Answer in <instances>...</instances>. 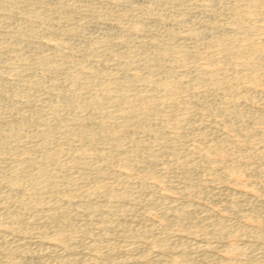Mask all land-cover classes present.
Listing matches in <instances>:
<instances>
[{
    "label": "rangeland",
    "instance_id": "rangeland-1",
    "mask_svg": "<svg viewBox=\"0 0 264 264\" xmlns=\"http://www.w3.org/2000/svg\"><path fill=\"white\" fill-rule=\"evenodd\" d=\"M256 1L0 0V264H264ZM244 32L249 66L218 47ZM100 121L113 149L78 136Z\"/></svg>",
    "mask_w": 264,
    "mask_h": 264
},
{
    "label": "bare ground",
    "instance_id": "bare-ground-1",
    "mask_svg": "<svg viewBox=\"0 0 264 264\" xmlns=\"http://www.w3.org/2000/svg\"><path fill=\"white\" fill-rule=\"evenodd\" d=\"M235 1H236V0H235ZM248 1H249V0H247V2H248ZM254 1H256V0H254ZM256 2H258V1H256ZM256 2H255V3H256ZM243 3H244V2H243ZM244 4H245V3H244ZM236 5H237V4H236ZM254 5H255V4H254ZM256 5H259V3L256 4ZM9 6H11V4H10ZM14 6H15V5H14ZM238 6H239V5H238ZM242 6H243V5H242ZM260 6H261V5H260ZM234 7H236V6H234ZM240 7H241V6H240ZM248 7H249V6H248ZM245 9H246V10H249L250 8H249V9L245 8ZM251 9H252V8H251ZM254 9H255V8H254ZM263 9H264V7H263ZM246 10H245V11H246ZM255 10H256V9H255ZM238 11H240V10H238ZM241 11H242V10H241ZM249 11H250V10H249ZM253 11H254V10H253ZM257 11H258V9H257ZM257 11H256V12H257ZM250 13H252V12H250ZM257 13H258V12H257ZM257 13H256L255 15H258V16H259V14H257ZM246 14H249V13H246ZM246 14H245V15H246ZM252 14H253V15H252ZM252 14H251V15L254 16V13H252ZM261 14H262V13H261ZM237 17H238V16H237ZM249 17H250V16H249ZM243 19H245V18H243ZM243 19H240V20H243ZM253 19H254V17H253ZM244 21H245V20H244ZM254 22H255V21H254ZM256 22H257V21H256ZM235 23H236V22H235ZM248 23H249V22H248ZM229 24H230V23H229ZM255 25H258V23H257V24L255 23ZM234 26H235V25H234ZM243 26H244V25H243ZM245 26H246V25H245ZM245 26H244V27H245ZM230 27H231V26H230ZM244 27H243V28H244ZM248 27H251V26L248 25ZM235 28H236V27H235ZM179 29H180V28H179ZM263 32H264V30H263ZM257 33H258V32H257ZM259 33H260V32H259ZM248 36H249V34L246 33V32H244V33H242L241 38L239 37V38L236 39L237 41H232V42H229L228 44H226V42H223V41H222L223 43L220 44V45H218V47L220 46L219 51L222 52L221 54H223V55H231V56H233V57H237L238 60L240 59L239 62H240V61H242V62H243V61L246 62V63H244L245 65H246L248 62H252V61L250 60V57H247L250 53H253V52H254V51H253L254 49H253V47H252L253 44L250 42V39H251V38L249 39ZM262 37H263V36H262ZM224 38H225V37H224ZM230 38H231V37H230ZM230 38H229V39H230ZM220 40H221V39H220ZM262 41H263V40H262ZM212 42H213V41H212ZM219 42H220V41H219ZM236 42H241V43H243V44H249L250 47H248V49H246V50H240L239 48H237V47L235 46V43H236ZM258 42H260V40H259ZM208 43H209V42H208ZM215 43H216V41H215ZM211 44L213 45L214 43H211ZM218 44H219V43H218ZM210 46H211V45H210ZM255 47H256V46H255ZM255 47H254V48H255ZM258 47H259V46H258ZM172 49H173V48H172ZM214 49H215V48H213V51H214ZM257 49H258V48H257ZM260 49H261L262 51H264V45H260ZM173 50H174V49H173ZM217 50H218V49H217ZM258 50H259V49H258ZM219 51H218V52H219ZM179 52H180V51H179ZM199 52H200V51H199ZM164 53H165V52H164ZM161 54H162V53H161ZM167 54H168V53H167ZM169 54H170V53H169ZM169 54H168V55H169ZM201 54H202V52H201ZM115 55H116V54H115ZM175 55H177V54H175ZM202 55H203V54H202ZM207 55H208V54H207ZM164 56H165V55H164ZM179 56H180V55H179ZM219 56H220V55H219ZM219 56H218V57H219ZM231 56H230V58H231ZM254 56H255V55H254ZM254 56H253V57H254ZM221 57H222V56H221ZM253 57H251V58L253 59ZM255 57H256V56H255ZM219 58H220V57H219ZM248 58H249V59H248ZM227 59H228V58H227ZM233 59H234V58H233ZM233 59H232V60H233ZM223 60H224V59H223ZM228 60H229V59H228ZM253 60H254V59H253ZM182 61H184V60H182ZM229 61H230V60H229ZM237 62H238V61H237ZM255 62H256V60L254 61V63H255ZM207 63H209V61H208ZM254 63H253V64H254ZM230 64H231V63H230ZM242 64H243V63H242ZM250 64H251L250 66H253L252 63H250ZM46 65H47V64H46ZM218 65H220V64H218ZM223 65H224V64H223ZM226 65H227V64H226ZM235 65H236V64H235ZM261 65H263V64H261ZM261 65H258L259 68H260ZM206 66H207V65H206ZM247 66H249V63H248ZM44 67H46V66L44 65ZM144 67H145V66H144ZM208 67H209V66H208ZM217 67H218V66H217ZM245 67H246V66H245ZM245 67H244V68H245ZM253 67H255V66H253ZM253 67H252V69H253ZM259 68H258V69H259ZM256 70H257V68H256ZM209 71H210V70H209ZM205 72H206V71H205ZM243 72H244V71H243ZM245 72H246V71H245ZM260 72H261V71H260ZM250 73H251V72H250ZM202 74H203V73H202ZM210 74H211V73H210ZM258 74H260V73H258ZM254 75H255V74H254ZM254 75H253V76H254ZM256 75H257V74H256ZM198 76H199V75H198ZM211 76H213V75H211ZM241 76H242V75H241ZM257 76H258V75H257ZM238 77H239V76H238ZM254 77H256V76H254ZM261 77H263V76L261 75ZM212 78H213V77H212ZM228 78H229V77H228ZM236 78H237V76H236ZM246 78H247V77H246ZM202 79H203V78H202ZM213 79H214V78H213ZM232 79H233V77H232ZM232 79H231V81H232ZM238 79H239V78H238ZM258 79H259V78H258ZM260 79H261V78H260ZM260 79H259V80H260ZM227 80H228V79H227ZM234 80H235V78H234ZM259 80H258V82H259ZM151 81H152V80H151ZM201 81H202V80H201ZM217 81H218V80H217ZM238 81H240V80H238ZM154 82L156 83L155 80H154ZM213 82H214V80H213ZM221 82H222V81H221ZM234 82H235V81H234ZM85 83H86V82H85ZM167 83H168V82H167ZM111 84H112V83H111ZM172 84H173V83H172ZM220 84H221V83H220ZM240 84H241V83H240ZM254 84H255V83H254ZM85 85H86V84H85ZM115 85H116V84H115ZM150 85H151V84H150ZM111 87H112V86H111ZM118 87H119V86H118ZM231 87H232V86H231ZM115 88H116V87H115ZM239 88H240V87H239ZM241 88H242V87H241ZM169 89H172V88H169ZM215 89H216V88H215ZM104 90H105V89H104ZM106 90H107V89H106ZM110 91H111V90H110ZM176 91H178V90H176ZM241 91H242V90H241ZM103 92H104V91H103ZM113 92H114V91H113ZM149 92H150V91H149ZM174 92H175V90H174ZM239 92H240V91H239ZM153 93H154V92H153ZM170 93H171V92H170ZM172 93H173V92H172ZM99 94H100V93H99ZM137 94H138V93H137ZM150 94H151V93H150ZM233 94H234V92H233ZM101 95H102V94H101ZM138 95H139V94H138ZM235 95H236V94H235ZM240 95H241V94H240ZM94 96H95V95H94ZM131 96H134V95H131ZM151 96H152V94H151ZM98 97H99V96H98ZM101 97H102V96H101ZM116 97H117V96H116ZM119 97H120V96H119ZM160 97H161V96H160ZM94 98H95V97H94ZM96 98H97V97H96ZM96 98H95V99H96ZM99 98H100V97H99ZM71 99H72V98H71ZM71 99H70V100H71ZM76 99H77V98H76ZM95 99H94V100H95ZM116 99L118 100L119 98H116ZM120 99H122V98L120 97ZM125 99H126V98H125ZM135 99H136V98H135ZM135 99H134V100H135ZM222 99H223V98H222ZM227 99H228V98H227ZM246 99H247V98H246ZM70 100H69V101H70ZM72 100H73V99H72ZM74 100H75V99H74ZM92 100H93V98H92ZM92 100H91V101H92ZM122 100H124V99H122ZM166 100H167V99H166ZM220 100H221V99H220ZM69 101H67V102H68L69 105H71V104L69 103ZM83 101H84V100H83ZM86 101H87V100H86ZM89 101H90V100H89ZM91 101H90V106H89V107L93 106V105H91V104H94V102L92 101L93 103H91ZM128 101H129V100H128ZM67 102H66V103H67ZM80 102H81V101H80ZM117 102H121V101H117ZM117 102H116V104H117ZM126 102H127V101H126ZM134 102H135V101H134ZM134 102H133L132 104H134ZM148 102H150V101H148ZM171 102H172V101H171ZM66 103H65V104H66ZM72 103H73V102H72ZM88 103H89V102H88ZM96 103H97V102H96V100H95V104H96ZM130 103H131V101H130ZM135 103H136V102H135ZM78 104H79V103L77 102V105H78ZM80 104H81V103H80ZM80 104H79V105H80ZM82 104H85V103H82ZM97 104H98V103H97ZM136 104H137V103H136ZM136 104H134V105L136 106ZM144 104H145V103H144ZM66 105H67V104H66ZM118 105H119V104H118ZM130 105H131V104H130ZM223 105H224V104H223ZM127 106H128V105H127ZM132 106H133V105H132ZM139 106H141V105H139ZM139 106H137V107H139ZM149 106H150V105H149ZM149 106H148V107H149ZM83 107H84V106H83ZM95 107H96V106H95ZM95 107L93 108L94 110L96 109ZM101 107H102V106H101ZM130 107H131V106H130ZM130 107H129V108H130ZM153 107H154V106H153ZM211 107H212V106H211ZM98 108H99V106H98ZM134 108H135V107H134ZM144 108H146V107L144 106ZM144 108H143V109H144ZM154 108H155V107H154ZM156 108H158V107L156 106ZM228 108H229V107H228ZM53 109H54V108H53ZM55 109H56V108H55ZM93 109H92V110H93ZM123 109H124V108H123ZM130 109H131V108H130ZM139 109H140V107H139ZM168 109H169V108H168ZM100 110H101V109H100ZM133 110H134V109H133ZM144 110H147V108L144 109ZM210 110H211V109H210ZM54 111H57V110H54ZM54 111H53V112H54ZM96 111H98V110H96ZM137 111L140 112V111L138 110V108H137ZM147 111H148V110H147ZM150 111H151V110H149L148 112L150 113ZM159 111H160V110H159ZM53 112H52V113H53ZM127 112H130V113H131V110L129 111V109H128ZM127 112H126V113H127ZM141 112H142V110H141ZM148 112H147V113H148ZM162 112H163V111H162ZM55 113H56V112H54V114H55ZM142 113H143V112H142ZM160 113H161V112H160ZM143 114H144L143 116H145V112H144ZM231 114H232V113H231ZM57 115H59V114L56 113V116H57ZM163 115H164V114H163ZM80 116H81V115H80ZM80 116H79V117H80ZM123 116H124V114H123ZM128 116H129V115H128ZM132 116H134V113L132 114ZM136 116H137V114H136ZM138 116H139V115H138ZM54 117H55V115H54ZM75 117H77V115H76ZM75 117H74V118L72 117V119H73L72 122H74V119H76ZM130 117H131V116H130ZM130 117H128V118H130ZM57 118H59V117H57ZM82 118H83V117H81V118H79V119H82ZM113 118H115V117H113ZM113 118H111L112 121L109 119V120L111 121V123H113V121H115L116 119H119V118H116V119H113ZM124 118H125V117H124ZM126 118H127V117H126ZM77 119H78V118H77ZM88 119H89V121L92 120V118H89V117H88ZM88 119L85 118V120H86L87 122H88ZM90 119H91V120H90ZM120 119H121V118H120ZM136 119H137V118H136ZM167 119H168V118H167ZM66 120H67V119H66ZM83 120H84V119H83ZM93 120H94V119H93ZM121 120L123 121V119H121ZM121 120H120V121H121ZM129 120H130V119H128V121H129ZM62 121H63V120H62ZM68 121H69V123H71V120H68ZM68 121H67V123H68ZM75 121H76V120H75ZM79 121H80V120H79ZM79 121H76V122L78 123ZM106 121H107V120H106ZM110 121H108V122L110 123ZM120 121H119V122H120ZM124 121H125V120H124ZM124 121H123V123H124ZM131 121H132V120H131ZM143 121H144V120H143ZM84 122H85V121H84ZM87 122H85V123H87ZM91 122H92V121H91ZM96 122H97V121H96ZM102 122H103V121H100L101 125H97V127L100 126V131L94 133V132L92 131L91 127L86 126V127H88V129L90 128L91 130L89 129V131H88V130H86L87 128H86V129H83V130H82V129H79L80 132H79L78 136H80L81 140H82V139H83V141L86 140L85 142H87L88 145H89V143H91L90 145H93L94 143H95V145H96V144H98V143H96V142H99V141H102V143H103V141H106V142H107V141L109 140V141L111 142L110 139H112V137H110V135H111L112 133H110V135L108 134V132L106 131V126H105V124H102ZM108 122H105V121H104L103 123H107V126H108V125H111V124H108ZM164 122H165V121H164ZM169 122H170V121H169ZM63 123L65 124L66 121L63 122ZM85 123H84V124H85ZM93 123H95V121H93ZM93 123H91V124H93ZM98 123H99V122H98ZM100 123H99V124H100ZM114 123L119 124V123L116 122V121H115ZM121 123H122V122H121ZM123 123H122V124H123ZM127 123H128V122H127ZM129 123H130V122H129ZM151 123H152V122H151ZM177 123H178V122H177ZM180 123H181V122H180ZM84 124H82V125L84 126ZM130 124H131V123H130ZM182 124H183V122H182ZM87 125H88V124H87ZM126 125H127V124H126ZM131 125H132V124H131ZM150 125H151V124H150ZM183 125H184V124H183ZM240 125H241V124H240ZM67 126H68V125L66 124V127H67ZM69 126H71V125H69ZM69 126H68L67 129L70 128ZM83 126H81V128H82ZM95 126H96V125H95ZM112 126H114V124H112ZM115 126H116L115 129H118V128H117V125H115ZM124 126H125V125H123V127H124ZM128 126H129V124H128ZM143 126H144V125H143ZM145 126H146V125H145ZM172 126H173V125H172ZM64 127H65V126H64ZM66 127H65V130H66ZM109 127H110V126H108L107 130L109 129ZM118 127H119V126H118ZM130 127H131V126H130ZM130 127H129V128H130ZM60 128H61V125H60ZM60 128L58 127L59 133H60L61 131H63V129H64V128H61L62 130L60 131ZM83 128H84V127H83ZM94 128L97 129L96 127H94ZM119 128H120V127H119ZM127 128H128V127H127ZM132 128H133V126H132ZM146 128H147V127H146ZM146 128H145V129H146ZM148 128H149V126H148ZM157 128H158V127H157ZM171 128H172V127H171ZM95 129H93V130H95ZM112 129H114V128L112 127ZM123 129H124V128H123ZM135 129H136V128H135ZM172 129H173V128H172ZM172 129H171V130H172ZM58 130H57V133H58ZM65 130H64V132H65ZM79 130H78V131H79ZM97 130H99V129H97ZM147 130H148V129H147ZM154 130H155V129H154ZM154 130H153V131H154ZM174 130H175V129H174ZM66 131H67V132H65V133H68V132H70V133L72 132V133H73V131H70V129H69V130H66ZM120 131H121V129H120ZM122 131H123V130H122ZM122 131H121V132H122ZM149 131H150V130H149ZM109 132H110V131H109ZM111 132H112V131H111ZM113 132L115 133V131H113ZM150 132H152V131H150ZM45 133H46V132H44L43 134L45 135ZM52 133H53V132H52ZM54 133H55V132H54ZM54 133H53V134H54ZM57 133H55V134H57ZM65 133H64V134L62 133V134L65 136V135H66ZM70 133H69V134H70ZM119 133H120V132H119ZM119 133H118V134H119ZM123 133H125V132H123ZM144 133H145V132H144ZM148 133H149V132H148ZM46 134L49 135L48 132H47ZM53 134H52V135H53ZM55 134H54L53 136L50 135V136L53 137L52 139H55V138H54ZM62 134H60V136H61ZM69 134H68V136L71 135V134H70V135H69ZM75 134H76V133H75ZM75 134H72V135H74V136H72V137H73V140H74V138L76 137ZM120 134H122V133H120ZM160 134H161V133H160ZM171 134H172V133H171ZM48 135H47V138H49L48 140H50V143H51L52 139H51V137H48ZM58 135H59V134H58ZM63 135H62V136H63ZM76 135H77V134H76ZM153 135H154V133H153ZM165 135H166V134H165ZM165 135H163V136H165ZM173 135H174V134H173ZM175 135H176V134H175ZM184 135H185V134H184ZM193 135H194V134H193ZM56 136H57V135H56ZM60 136H58V137H60ZM62 136H61V137H62ZM66 136H67V135H66ZM116 136H117L119 139H122L124 135L122 136V138H120V137H121L120 135H119V136L116 135ZM161 136H162V135H161ZM188 136H189V135H188ZM190 136H191V135H190ZM194 136H195V135H194ZM200 136H201V135H200ZM58 137H57V140H58ZM125 137H126V135H125ZM177 137H178V136H177ZM179 137H180V136H179ZM195 137H196V136H195ZM44 138H45V136H44ZM78 138H79V137H78ZM115 138H116V137H115ZM184 138H185V137H184ZM113 139H114V138H113ZM144 139H145V138H144ZM188 139H189V138H188ZM48 140H47V141H48ZM61 140H62V139H61ZM75 140L78 141L77 138H76ZM79 140H80V139H79ZM126 140H127V139H126ZM129 140H130V139H129ZM164 140H165V139H164ZM180 140H181V139H180ZM182 140H183V139H182ZM43 141H44V140H43ZM45 141H46V139H45ZM58 141H60V139H59ZM58 141H56V142H58ZM77 141H76V142H77ZM83 141H79V143H83ZM109 141H108V143H109ZM115 141H118V140H115ZM119 141L122 142V140H119ZM119 141H118V143H117L118 145H119ZM123 141H124V140H123ZM146 141H147V140H146ZM166 141H167V140H166ZM174 141H175V140H174ZM112 142H113V140H112ZM121 142H120V144H121ZM159 142H162L161 139H160ZM163 142H164V141H163ZM58 143H59V142H58ZM79 143H78V144H79ZM87 143H86V144H87ZM92 143H93V144H92ZM104 143H105V142H104ZM115 143H116V142H114V144H115ZM147 143H148V142H147ZM147 143H146V144H147ZM166 143H167V142H166ZM224 143H225V142H224ZM250 143H251V142H250ZM42 144H43V142H42ZM42 144H41V145H42ZM52 144H55V143H52ZM56 144H57V143H56ZM83 144H84V143H83ZM106 144H107V143H106ZM137 144H138V143H137ZM148 144H150V143H148ZM148 144H147V145H148ZM161 144H162V143H161ZM243 144H244V143H243ZM45 145H46V147H47V144H45ZM79 145H80V144H79ZM88 145H86L85 147H88ZM109 145H110V146L112 145V146H111V149H113V148H112V147H113V143H112V144L109 143ZM109 145H107V146H109ZM134 145H135V144H134ZM220 145H221V144H220ZM51 146H53V145H51ZM80 146H81V145H80ZM83 146H84V145H83ZM107 146H106V148H107ZM120 146H121V145H120ZM131 146H132V145H131ZM200 146L202 147L203 145H200ZM218 146H219V145H218ZM0 147H1V146H0ZM48 147H50L49 144H48ZM48 147H47V148H48ZM54 147L57 148V145H54ZM85 147L83 148V147L81 146V148L84 149V150H83V153L88 152V151L85 150ZM89 147H90V146H89ZM124 147H125V146H124ZM144 147H145V146H144ZM176 147H177V146H176ZM209 147H210V146H209ZM215 147H216V146H215ZM221 147H222V146H221ZM2 148H3L4 151L6 150V149H4L5 147H1V149H2ZM6 148H7V147H6ZM42 148H45V146L42 147ZM52 148H53V147H52ZM76 148H77V147H76ZM91 148H93V146H92ZM100 148H104V145H102ZM109 148H110V147H109ZM122 148H123V147H122ZM129 148H130V147H129ZM146 148H147V146H146ZM224 148H225V146H224ZM1 149H0V150H1ZM86 149H88V148H86ZM111 149H110V150H111ZM119 149L121 150V148H119ZM126 149H127V148H126ZM134 149H135V148H134ZM143 149H144V148H143ZM195 149H196V148H195ZM202 149H204V147H203ZM222 149H223V148H222ZM49 150H51V149H49ZM54 150H55V149H54ZM60 150H61V148H60ZM60 150H58V148H57V151H58L57 154H59ZM92 150H93V149H92ZM97 150H99V149H97ZM110 150H109V151H110ZM137 150H138V147H137ZM137 150H136V151H137ZM148 150H150V149H148ZM25 151H26V150H25ZM71 151H72V150H71ZM84 151H85V152H84ZM94 151H95V150H94ZM114 151H115V150H114ZM132 151H133V150H132ZM218 151H219V150H218ZM5 152H6V151H5ZM48 152H49V151H48ZM48 152H47V153H48ZM89 152H90V151H89ZM111 152H112V151H111ZM118 152H119V151H118ZM121 152H122V151H121ZM142 152H143V151H142ZM146 152H147V150H146ZM149 152H150V151H149ZM155 152H156V151H155ZM212 152H213V151H212ZM225 152H226V151H225ZM2 153H3V152H2ZM24 153H25V152H24ZM27 153H28V152H27ZM44 153H45V152H44ZM78 153H79V152H78ZM92 153H93V152H92ZM95 153H96V152H95ZM101 153H102V152H101ZM105 153H106V152H105ZM109 153H110V152H109ZM112 153H113V152H112ZM134 153H135V152H134ZM134 153L132 154V156L134 155ZM28 154H29V153H28ZM53 154H54V155H57V154H55V153H52V155H53ZM60 154H61V153H60ZM81 154H82V153H81ZM146 154H147V153H146ZM186 154H187V153H186ZM26 155H27V154H25V157H27ZM54 155H53V157H55ZM73 155H74V154H73ZM79 155H80V154H79ZM90 155H91V154H90ZM92 155H93V154H92ZM92 155H91V156H92ZM98 155H99V154H98ZM121 155H122V154H121ZM125 155H126V154H125ZM125 155H124V156H125ZM137 155H138V154H137ZM137 155H136V157H134L135 159L138 158ZM142 155H143V154H142ZM184 155H185V154H184ZM192 155H194V154H192ZM196 155H197V154H196ZM228 155H229V154H228ZM32 156H33V155H32ZM46 156H48V155H46ZM58 156H59V155H58ZM82 156L85 157L83 154H82ZM88 156H89V155H88ZM109 156H111V155H109ZM129 156H130V159H131V160L134 159V158H131V155H129ZM152 156H153V155H152ZM212 156H213V155H212ZM49 157L51 158V156H49ZM75 157L77 158L78 155H76ZM80 157H81V156H80ZM80 157H79V158H80ZM93 157H94V156H93ZM95 157H97V156H95ZM107 157H108V156H107ZM126 157H127V156H126ZM149 157H150V156H149ZM182 157H183V156H182ZM32 158H34V157H32ZM32 158H31V159H32ZM45 158H46V157H45ZM50 158H49V159H50ZM56 158L59 159V157H55L54 160H53V158H52V163L56 160ZM76 158H75V159H76ZM110 158H111V159L113 158V154H112V157H110ZM117 158H119V157H117ZM120 158H121V157H120ZM124 158H125V157H124ZM139 158H140V157H139ZM177 158H178V157H177ZM199 158H201V157L199 156ZM24 159H25V158H24ZM28 159H29V156H28L27 160H28ZM31 159H30V160H31ZM40 159H41V158H40ZM42 159H43V158H42ZM73 159H74V158H73ZM77 159H78V158H77ZM77 159H76V160H77ZM85 159H86V158H85ZM105 159H106V158H105ZM107 159H108V158H107ZM114 159H115V158H114ZM202 159H203V158H202ZM34 160H35V161H34ZM34 160H33V161L31 160V161H32V162H36L37 159L35 158ZM43 160L45 161L46 159H43ZM43 160H42V162H44ZM47 160H48V158H47ZM47 160H46V161H47ZM126 160H127V158H126ZM138 160H139V159H138ZM190 160H191V159H190ZM219 160H220V159H219ZM31 161H29V162L32 163ZM56 161H57V160H56ZM71 161H73V160L71 159L70 162H71ZM87 161H88V160H87ZM124 161H125V160H124ZM135 161H136V160H135ZM196 161H197V160H196ZM196 161H194V162H196ZM213 161H214V160H213ZM213 161H212V162H213ZM38 162H39L38 164L40 165V162H41V161L38 160ZM47 162H48V161H47ZM47 162H46V163H47ZM70 162L68 161L67 163L72 164V162H71V163H70ZM73 162H74V161H73ZM75 162H76V161H75ZM80 162L82 163V161H80ZM80 162H76V163H79V164H77V165H80ZM84 162H85V161H84ZM88 162H89V161H88ZM114 162H115V160H114ZM137 162H138V161H137ZM215 162H216V161H215ZM218 162H219V161H218ZM23 163H24V162H23ZM27 163H28V161H27ZM48 163H49V162H48ZM48 163H47V165H48ZM55 163H56V162H55ZM55 163H54V164H55ZM85 163H86V162H85ZM91 163H92V162H91ZM109 163H110V162H109ZM129 163L131 164V162H129ZM198 163H199V162H198ZM200 163H202V162H200ZM221 163H223V162H221ZM231 163H232V162H231ZM35 164H36V163H35ZM35 164H33L32 166H35V167L37 166V170H36V171L39 172V170H40L39 167H38L39 165H35ZM43 164H45V162H44ZM43 164H42V165H43ZM50 164H51V163H50ZM50 164H49V165H50ZM59 164H60V162H59ZM59 164H58V165H59ZM62 164H63V163H62ZM87 164H88V163H87ZM96 164H98V163H96ZM113 164H114V163H113ZM118 164H119V163H118ZM125 164H128V163L125 162ZM133 164H134V163H133ZM193 164H194V163H193ZM22 165H23V164H22ZM28 165H29V163H28ZM49 165H48V166H49ZM85 165H86V164H85ZM90 165H91V164H90ZM93 165H94V164H93ZM93 165H92V166H93ZM98 165H99V164H98ZM102 165H103V164H102ZM116 165H117V163H116ZM120 165H121V161H120ZM194 165H195V164H194ZM202 165H204V164H202ZM230 165H231V164H230ZM43 166H44V165H43ZM43 166H42V167H43ZM59 166H62V165H59ZM59 166H58V167H59ZM67 166H68V164H67ZM69 166H70V165H69ZM69 166H68L67 168H69ZM92 166H91V167H92ZM95 166H96V165H95ZM197 166H198V164H197ZM218 166H219V165H218ZM233 166H234V165H233ZM45 167H46V164H45V166H44L43 168H45ZM62 167H63V166H62ZM64 167H65V166H64ZM72 167H73V166H72ZM74 167H75V166H74ZM76 167L79 168L78 166H76ZM93 167H94V166H93ZM100 167H101V165H100ZM184 167H185V166H184ZM191 167H192V165H191ZM17 168H18V166H17ZM26 168H27V167H26ZM40 168H41V166H40ZM47 168H49V167H47ZM47 168H45V169H47ZM59 168H60V167H59ZM89 168H90V167H89ZM89 168H88V169H89ZM151 168H152V167H151ZM165 168H166V167H165ZM233 168H235V167H232V169H233ZM236 168H237V167H236ZM240 168H241V167H240ZM54 169H55V168H54ZM79 169H80V168H79ZM88 169H86V171H87ZM130 169H131V166H130ZM232 169H228V170H232ZM41 170H42V168H41ZM52 170H53V169H52ZM52 170H51V171H52ZM62 170H63V169H62ZM83 170H85V169L83 168ZM83 170H82V171H83ZM97 170H99V169H96V168H95V172H96ZM100 170H101V168H100ZM100 170H99V171H100ZM24 171H25V169H24ZM44 171H45V170H44ZM47 171L50 172V170H48V169H47ZM57 171H59V169H58ZM86 171H85V172H86ZM93 171H94V169H93ZM93 171H92V172H93ZM127 171H128V170H127ZM148 171H149V170H148ZM186 171H187V170H186ZM190 171H191V170H190ZM239 171H240V170H239ZM19 172H20V171H19ZM29 172H30V171H29ZM32 172H33V171H32ZM40 172H41V171H40ZM52 172L54 173L55 171H52ZM52 172H51V173H52ZM88 172H89V170H88ZM90 172H91V170H90ZM101 172H102V171H101ZM43 173H44V172H43ZM98 173H99V172H98ZM98 173H97V174H98ZM103 173H104V171H103ZM103 173H101V174H99V175H102ZM143 173H145V172H143ZM153 173H154V172H153ZM238 173H239V172H238ZM20 174H21V173H20ZM29 174H30V173H29ZM57 174H58V173H57ZM93 174H94V173H93ZM189 174H190V173H189ZM53 175H55V174H53ZM190 175H191V174H190ZM37 176H39V173H38ZM154 176H156V175H154ZM236 176H237V175H236ZM24 177L27 179L26 176H24ZM32 177H33V175H32ZM88 177H89V176H88ZM94 177H95V176H94ZM130 177H131V176H130ZM138 177H139V176H137V178H138ZM143 177H144V176H143ZM150 177H151V176H150ZM152 177H153V176H152ZM97 178H98V177H97ZM125 178H126V177H125ZM156 178H157V177H156ZM156 178H155V179H156ZM188 178H189V177H188ZM217 178H218V177H217ZM17 179H18V178H17ZM52 179H53V178H52ZM52 179H51V180H52ZM142 179H143V178H142ZM142 179H141V180H142ZM147 179H148V178H147ZM13 180H14V179H13ZM68 180H69V179H68ZM90 180H91V179H90ZM125 180H126V179H125ZM136 180H137V179H136ZM144 180H145V179H144ZM149 180H150V179H149ZM14 181H16V180H14ZM17 181H19V180H17ZM33 181H34V179H33ZM63 181H64V180H63ZM63 181H62V182H63ZM30 182H32V181H30ZM16 183H17V182H16ZM16 183H15V184H16ZM47 183H48V182H47ZM64 183H65V181H64ZM64 183H63V184H64ZM17 184H18V183H17ZM49 184H51V183H49ZM65 184H66V183H65ZM194 184H195V183H194ZM194 184H193V185H194ZM190 185H191V184H190ZM45 186H46V185H45ZM58 186H59V185H58ZM60 187H61V186H60ZM96 187H97V185H96ZM100 187H101V185H100ZM137 187H138V186H137ZM101 188H102V187H101ZM103 188H104V187H103ZM106 188H107V187H106ZM148 188H149V187H148ZM133 189H134V188H133ZM135 189H136V188H135ZM50 190H51V189H50ZM95 191H96V190H95ZM118 191H119V190H118ZM65 192H66V191H65ZM70 193H71V192H70ZM121 195H122V194H121ZM117 198H119V197H117ZM117 198H116V199H117ZM112 200H114V198H113ZM58 215H59V214H58ZM186 217H187V216H186ZM181 219H182V218H181ZM179 220H180V219H179ZM60 224H61V223H60ZM64 228H65V227H64ZM259 228H260V227H259ZM217 231H218V230H217ZM261 231H262V230H261ZM58 232H59V231H58ZM60 232H61V231H60ZM63 233H64V232H63ZM56 234H57V232H56ZM57 235H59V234H57ZM59 236H60V235H59ZM259 236H260V235H259ZM263 236H264V235H263ZM260 238H261V237H260ZM58 242H59V241H58ZM161 249H162V248H161ZM95 261H97V260H95ZM215 264H216V263H215Z\"/></svg>",
    "mask_w": 264,
    "mask_h": 264
}]
</instances>
